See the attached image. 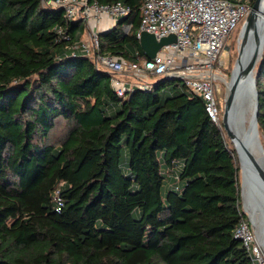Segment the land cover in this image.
<instances>
[{
	"label": "trees",
	"instance_id": "16d2710c",
	"mask_svg": "<svg viewBox=\"0 0 264 264\" xmlns=\"http://www.w3.org/2000/svg\"><path fill=\"white\" fill-rule=\"evenodd\" d=\"M43 1L0 0V264H259L234 235L237 152L203 98L170 77L118 96L73 49L86 25ZM89 1L130 8L101 53L146 59V0ZM256 76L264 136V54Z\"/></svg>",
	"mask_w": 264,
	"mask_h": 264
},
{
	"label": "built area",
	"instance_id": "2783aa9c",
	"mask_svg": "<svg viewBox=\"0 0 264 264\" xmlns=\"http://www.w3.org/2000/svg\"><path fill=\"white\" fill-rule=\"evenodd\" d=\"M43 2L62 8L66 19L80 20L86 25L90 41H80L73 49L87 54L98 68L109 74L111 86L118 96L124 98L135 88H148L151 84L146 81L148 76L180 77L191 91L203 98L208 116L220 125L216 91L221 77L216 64L231 35L250 14L253 0H146L137 37L140 39L142 32L146 31L158 40L174 35L175 42L164 46L154 59L146 58L141 62L100 51L99 25L102 21L110 19L107 28H111L120 17L130 13V8L122 2L109 5L89 0ZM129 30L130 26L125 28L126 32ZM57 32L63 38L67 37L61 28ZM54 199L57 210H61L64 200L59 190ZM234 235L244 243L253 260L262 264L256 231L249 217L242 218Z\"/></svg>",
	"mask_w": 264,
	"mask_h": 264
},
{
	"label": "water",
	"instance_id": "95a60500",
	"mask_svg": "<svg viewBox=\"0 0 264 264\" xmlns=\"http://www.w3.org/2000/svg\"><path fill=\"white\" fill-rule=\"evenodd\" d=\"M264 0H255L252 10L245 20V24L241 33L243 40L239 48V56L235 69L231 78V85L228 87L226 98L225 112L223 116V126L231 143L236 145L237 138L230 128V121L238 112L241 100L247 98L255 103L254 122H253V137H258L259 126L258 118L260 115L259 93L257 90L256 68L264 54V37L262 35L264 26L263 18L260 17ZM140 46L148 59H154L157 53L167 45L175 42V36L170 35L163 37L160 40L149 32H142L139 39ZM235 75V80L232 79ZM167 77V76H166ZM172 81H184L180 77L166 78ZM236 148L237 156L242 153L246 168V177L250 195L254 201L256 209L261 213L264 220V167L257 164L256 161L247 152L243 143H238ZM243 170V165H242ZM243 184L241 183V197L243 199ZM246 213L255 228L253 220L246 209ZM264 233V229H263Z\"/></svg>",
	"mask_w": 264,
	"mask_h": 264
},
{
	"label": "bare ground",
	"instance_id": "6f19581e",
	"mask_svg": "<svg viewBox=\"0 0 264 264\" xmlns=\"http://www.w3.org/2000/svg\"><path fill=\"white\" fill-rule=\"evenodd\" d=\"M260 17L263 18L264 26V7L262 8V12L260 13ZM264 37V29L262 32ZM242 40L243 37L241 36ZM235 80V75L232 79V82ZM231 83H228V87H230ZM251 111V116L248 117V112ZM254 111H255V103L252 100H248L247 98H243L241 100L238 112L230 121V128L235 137L237 138L236 145L234 143V149L238 147V143H243L247 152L252 157L257 164L262 166V162L264 160V142L262 136L259 134L258 137H253V122H254ZM240 167L243 165V170L241 168V181L243 184V203L245 202L246 208L250 213V216L255 225V230L258 235V238L262 244H264V220L262 218L261 213L256 209L254 201L250 195V191L248 188V182L246 177V168L244 163V156L239 154L237 156ZM259 242V244H260ZM261 246V244H260ZM264 248V247H263Z\"/></svg>",
	"mask_w": 264,
	"mask_h": 264
},
{
	"label": "rangeland",
	"instance_id": "374dc122",
	"mask_svg": "<svg viewBox=\"0 0 264 264\" xmlns=\"http://www.w3.org/2000/svg\"><path fill=\"white\" fill-rule=\"evenodd\" d=\"M245 21L239 26V28L231 35L229 38L225 48L221 52V55L219 57V61L216 64V71L220 75L221 79L218 80L217 83V101H218V106L220 109V127L225 133V138L228 142L231 143L229 137L227 136V133L224 129L223 126V116L225 112V105H226V98H227V93H228V83H230L233 71L235 69L238 56H239V48L242 42L241 38V33L244 27ZM82 41L88 43L90 41V36L89 33L86 31L83 36H82ZM256 73H257V68H256ZM156 78L152 76H148L146 78L147 83H152ZM179 81H176L178 83ZM251 111L248 112V117L251 116ZM68 131L67 124L65 122L59 123L58 128L51 134V142L53 143H60L64 139L66 133ZM263 142H264V136H262ZM233 145V144H232ZM234 148V146H233ZM262 166L264 167V160L262 162ZM170 176V175H168ZM242 183L241 181V172H240V184ZM244 209L247 210L245 202L243 203L242 199V210ZM248 211V210H247ZM249 213V212H248ZM250 214V213H249ZM249 217L248 215H246ZM256 231V230H255ZM256 239H257V245L259 247V259L264 264V244H262L258 238V235L256 233ZM261 246H260V244Z\"/></svg>",
	"mask_w": 264,
	"mask_h": 264
},
{
	"label": "crops",
	"instance_id": "0c3cea01",
	"mask_svg": "<svg viewBox=\"0 0 264 264\" xmlns=\"http://www.w3.org/2000/svg\"><path fill=\"white\" fill-rule=\"evenodd\" d=\"M110 25V19H104L102 21V23L99 25V30L102 31V30H105V29H108L107 27Z\"/></svg>",
	"mask_w": 264,
	"mask_h": 264
}]
</instances>
